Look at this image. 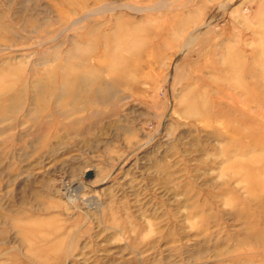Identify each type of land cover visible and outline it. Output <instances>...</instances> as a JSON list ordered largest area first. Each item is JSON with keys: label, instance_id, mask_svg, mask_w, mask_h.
I'll use <instances>...</instances> for the list:
<instances>
[{"label": "rangeland", "instance_id": "1", "mask_svg": "<svg viewBox=\"0 0 264 264\" xmlns=\"http://www.w3.org/2000/svg\"><path fill=\"white\" fill-rule=\"evenodd\" d=\"M112 2L144 11L71 27ZM0 30V264H264V0H0Z\"/></svg>", "mask_w": 264, "mask_h": 264}, {"label": "bare ground", "instance_id": "2", "mask_svg": "<svg viewBox=\"0 0 264 264\" xmlns=\"http://www.w3.org/2000/svg\"><path fill=\"white\" fill-rule=\"evenodd\" d=\"M141 1H148V0H141ZM157 5V4H156ZM116 9H129V10H133V11H144V9L143 8H136V6H134V5H131V4H117V3H109V4H105V5H100V6H98L95 10H93L92 12H89V13H87V14H85V15H83V16H81L79 19H75L74 21H73V23H71V27L72 26H76V25H79L81 22H83L85 19H87L89 16H92V15H94V14H100V13H102V12H108V13H111L112 11L114 12V10H116ZM80 10V9H79ZM199 10V9H198ZM73 11V10H72ZM70 12V13H76L75 11H77V10H75V11H73V12ZM123 11V10H122ZM65 13H66V11H65ZM142 13V12H141ZM124 15V14H123ZM188 15V14H187ZM188 17V16H187ZM112 18V17H111ZM117 18V17H116ZM119 19V18H118ZM126 19V18H125ZM208 24V23H207ZM100 25V24H99ZM182 25V24H181ZM205 25V24H204ZM209 25V24H208ZM5 26V25H4ZM8 26V25H7ZM134 26V25H133ZM139 26V25H138ZM145 26V25H144ZM184 25H182V27H183ZM198 26V25H197ZM196 26V27H197ZM37 27V26H36ZM203 27V26H202ZM9 28V27H8ZM38 28V27H37ZM140 28V27H139ZM10 29V28H9ZM8 29V30H9ZM119 29V28H118ZM117 29V30H118ZM200 29V28H199ZM6 30V29H5ZM67 30V29H66ZM136 30V29H135ZM139 30V29H138ZM197 30V29H196ZM203 30V29H202ZM1 31V30H0ZM120 31V30H119ZM132 31V30H131ZM130 31V32H131ZM134 31V30H133ZM137 31V30H136ZM94 32V31H93ZM128 32H129V30H128ZM127 32V33H128ZM121 33V32H120ZM201 33V32H200ZM98 34V33H97ZM198 34H199V31H195V32H193L192 34H189L190 36H188V41H190V43H191V41H195L196 40V38L197 37H199L198 36ZM200 35V34H199ZM59 36H60V34H59ZM114 36V35H113ZM124 37V36H123ZM47 41V40H46ZM50 41V40H49ZM114 43H115V41H114ZM141 43V42H140ZM187 43V42H186ZM193 43V42H192ZM87 44V43H86ZM135 46V45H134ZM59 47V46H58ZM106 48V47H105ZM186 49H187V47H186ZM114 52V51H113ZM232 52V51H231ZM116 53V52H115ZM114 53V54H115ZM124 53V52H123ZM233 55H236V54H233ZM232 56V55H231ZM236 57V56H235ZM230 59V58H229ZM236 59H237V57H236ZM239 59V58H238ZM237 59V60H238ZM240 59H242V58H240ZM45 60V59H44ZM114 60V59H113ZM232 60H233V58H232ZM17 61V60H16ZM235 61V60H234ZM240 61V60H239ZM20 62V61H19ZM25 62V61H24ZM98 62V61H97ZM112 62V61H111ZM12 63V62H11ZM16 63V62H15ZM43 63V62H42ZM102 63V62H101ZM133 63H135V62H133ZM241 63V62H240ZM239 63V64H240ZM45 64V63H44ZM15 65V64H14ZM114 65H116L115 63L113 64V68L115 69V67H114ZM231 65H233L232 63H231ZM8 66H10V65H8ZM19 67V66H18ZM21 67V66H20ZM45 67V66H44ZM49 67V66H48ZM231 67V66H230ZM7 68V67H6ZM46 68V67H45ZM112 68V67H111ZM133 68V67H132ZM235 68V67H234ZM237 68V67H236ZM16 69H17V66H16ZM231 69V68H230ZM43 70H45L44 68H43ZM10 71V70H9ZM232 71H234V69L232 70ZM237 70H235L234 71V73L236 72ZM1 72V71H0ZM2 72H3V70H2ZM6 72H7V69H6ZM43 72V71H42ZM15 73V72H14ZM236 73H238V72H236ZM130 74H131V72H130ZM130 74H129V76H130ZM237 75V74H236ZM238 75H240L239 73H238ZM237 75V76H238ZM55 76H57V75H55ZM133 77H136V76H133ZM92 78H93V76H92ZM4 80V79H3ZM109 80V79H108ZM134 80V79H133ZM132 80V78H131V81H133ZM13 81V80H12ZM58 81V80H57ZM83 81V80H82ZM85 81V80H84ZM87 81V80H86ZM92 81V80H91ZM90 81V82H91ZM130 81V82H131ZM111 82V81H110ZM1 83V82H0ZM33 83V82H32ZM59 83V82H58ZM92 83H94L93 81H92ZM113 83V82H112ZM129 83V82H128ZM40 84V83H39ZM1 85V84H0ZM43 85V84H42ZM129 85V84H128ZM45 86V85H44ZM43 86V87H44ZM62 86V85H61ZM9 87H10V85H9ZM42 87V86H41ZM43 87H42V89H43ZM48 87V86H47ZM83 88V87H82ZM81 88V89H82ZM121 88H123V87H121ZM5 89V88H4ZM41 89V92L43 91ZM1 90V89H0ZM6 90V89H5ZM48 90V89H47ZM12 91H14V90H12ZM20 91V90H19ZM22 91V90H21ZM40 91V90H39ZM61 91V90H60ZM108 91V90H107ZM4 92V91H3ZM8 92V91H7ZM21 93V92H20ZM49 93V92H48ZM47 93V94H48ZM51 93H52V89H51ZM51 93H49V94H51ZM82 93V96H83V92H81ZM85 93H87V92H85ZM120 93V92H119ZM36 94V93H35ZM40 94V93H39ZM38 94V95H39ZM44 94V93H43ZM64 94V93H63ZM66 94H67V92H66ZM65 94V95H66ZM78 94H80V92L78 93ZM74 95V94H73ZM1 96V95H0ZM15 96V95H14ZM29 96V95H28ZM40 96H42L41 94H40ZM111 96V95H110ZM19 97V96H18ZM21 97H23V96H21ZM33 97V96H32ZM79 97V96H78ZM112 97V96H111ZM42 98H44V96L42 97ZM50 98V97H49ZM62 98V97H61ZM73 98V97H72ZM71 98V100H73ZM81 98V97H80ZM99 98V97H98ZM109 98V97H108ZM14 99V98H13ZM58 99V98H57ZM60 99V98H59ZM75 99H77V97L75 96ZM107 99V98H106ZM44 100V99H43ZM61 100V99H60ZM59 100V101H60ZM10 101V100H9ZM14 101V100H13ZM12 101V102H13ZM34 101V100H33ZM61 101H63V100H61ZM65 101V100H64ZM67 101V100H66ZM14 102H16V101H14ZM38 102V101H37ZM40 102H41V100H40ZM39 102V103H40ZM73 102H75V101H73ZM81 102V101H80ZM83 102V101H82ZM84 102H86V101H84ZM106 102V101H105ZM42 103V102H41ZM46 103V102H45ZM59 104H61V103H59ZM68 104V103H67ZM78 104V103H77ZM81 104V103H80ZM84 104V103H83ZM15 105V104H14ZM19 105V104H18ZM37 105H39V104H37ZM43 105V104H42ZM62 105V104H61ZM34 106V105H33ZM40 106H41V104H40ZM40 106H37V107H40ZM46 107H47V105H45ZM9 107V106H8ZM11 107V106H10ZM37 107H35V108H37ZM57 107V106H56ZM61 107V106H60ZM84 107V106H83ZM83 107H81V109L83 108ZM55 108V107H54ZM45 109V108H44ZM67 109V108H66ZM75 110H76V107L74 108ZM193 109V108H192ZM11 110V109H10ZM14 110V109H13ZM19 110V109H18ZM40 110V109H39ZM194 110V109H193ZM9 111V110H8ZM66 111H68V109L66 110ZM13 112V111H12ZM17 112V111H16ZM37 112V111H36ZM3 113V112H2ZM4 113H5V111H4ZM7 113H9V112H7ZM11 113V112H10ZM40 113V112H39ZM51 113V112H50ZM196 113V112H195ZM13 114V113H12ZM32 114H34V112H32ZM36 114V113H35ZM194 114V113H193ZM11 115V114H10ZM46 116H48V115H46ZM189 116H190V114H189ZM5 117V116H4ZM1 118H2V116H1ZM45 118V117H44ZM3 119H5V118H3ZM36 119V118H35ZM44 120V119H43ZM37 122V121H36ZM44 124V123H43ZM39 125H40V123H39ZM69 127H70V125H69ZM71 130V129H70ZM73 130H74V128H73ZM43 135V134H42ZM46 137V136H45ZM43 138V137H42ZM86 169V168H85ZM66 187V186H65ZM70 187V186H69ZM65 189V188H64ZM70 191V190H69ZM72 191V190H71ZM70 191V192H71ZM64 192V191H63ZM66 192V191H65ZM65 194H67V193H65ZM73 194V193H72ZM64 195V194H63ZM70 195H71V193H70ZM72 196V195H71ZM260 233V231L258 232V234ZM261 233H263V232H261ZM260 233V234H261ZM254 235H256V236H260V235H257V233L256 234H254ZM262 235V234H261ZM256 236H254V237H256ZM262 236H264V235H262Z\"/></svg>", "mask_w": 264, "mask_h": 264}, {"label": "water", "instance_id": "3", "mask_svg": "<svg viewBox=\"0 0 264 264\" xmlns=\"http://www.w3.org/2000/svg\"><path fill=\"white\" fill-rule=\"evenodd\" d=\"M89 176V175H88Z\"/></svg>", "mask_w": 264, "mask_h": 264}]
</instances>
